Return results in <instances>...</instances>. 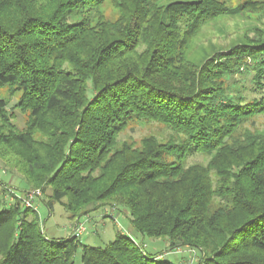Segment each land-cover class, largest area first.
Masks as SVG:
<instances>
[{"label": "trees", "instance_id": "obj_1", "mask_svg": "<svg viewBox=\"0 0 264 264\" xmlns=\"http://www.w3.org/2000/svg\"><path fill=\"white\" fill-rule=\"evenodd\" d=\"M104 1L0 0V86L26 115L18 129L0 99V162L72 222L112 206L141 238L196 250L198 264H264V132L244 128L264 116V39L195 59L200 29L237 10L113 0L112 21ZM243 73L249 86L237 87ZM132 122L169 137L119 141ZM195 155L206 163L189 164ZM5 204L0 264H75L78 250L80 264H176L123 233L102 247L49 239L38 211Z\"/></svg>", "mask_w": 264, "mask_h": 264}, {"label": "rangeland", "instance_id": "obj_2", "mask_svg": "<svg viewBox=\"0 0 264 264\" xmlns=\"http://www.w3.org/2000/svg\"><path fill=\"white\" fill-rule=\"evenodd\" d=\"M112 1L113 0H105L99 6V10L106 18L114 21L118 17V11L113 6ZM220 1L230 9V12L237 11L230 13V15L219 17L205 24L200 29V32L192 43L191 55L195 59L201 58L202 54L205 52L227 49L234 44L247 40L257 38L264 39V5L259 3H264V0ZM231 82L237 85V87L241 85L249 86L250 74H238L233 77ZM18 98L19 92L12 90L9 84L0 86V99L7 102L8 114H14L12 121L18 129H21L24 126L26 115H23L14 107ZM244 128H257L264 132V116L256 117L247 122ZM169 134L168 130L156 123L132 122L128 124L125 131L121 133L119 141L133 142L138 146L140 140L145 137L155 136L158 140L163 141L169 137ZM206 160V158L200 155H195L188 160V163H206ZM0 178L5 181L7 186L9 185L13 188L17 194L28 192L29 190H39L40 197L35 200V204L38 207L44 235L49 239L66 238L71 234L70 230L73 229L78 222H83L86 227V232L80 237L81 245L102 247L112 241L117 234L123 233L133 238L138 245L142 247L143 251L151 257L156 256V258L159 257L160 260H168L174 263L180 260V264L186 263L188 260V254L186 255L187 252L182 254L176 253L178 255H166L168 252H173V254H175L174 251L178 249L169 250L166 240L150 239L147 237L141 238L139 234L132 229L123 210L115 209L112 206H105L103 209L90 212L88 215L82 216L80 219L72 222L68 218L67 212L59 203L54 204L52 212L49 213L44 205V202L47 200L46 195L49 194V192L44 194L40 189L28 188L17 172L9 171L1 162ZM0 198L5 200V205L11 203L10 193L3 191V189L1 190ZM63 201L65 202V200ZM196 258L197 261L195 264H198L199 258L198 256H196ZM75 264H80L79 250L75 255Z\"/></svg>", "mask_w": 264, "mask_h": 264}, {"label": "built area", "instance_id": "obj_3", "mask_svg": "<svg viewBox=\"0 0 264 264\" xmlns=\"http://www.w3.org/2000/svg\"><path fill=\"white\" fill-rule=\"evenodd\" d=\"M4 172V171H2ZM6 191L10 193V201L11 203L14 201V199H19L20 202L23 204L24 207L31 208L35 211H38V207L35 204V200L40 197L39 190H29L28 192H24L21 194L15 193L14 189L11 188L9 185L7 186L5 183L0 182V193L1 190ZM86 232V227L83 222H78L75 227L72 229L71 234L73 237L76 238V240H80V237ZM175 253H181L182 248H178L174 251ZM188 254V260L186 263L183 264H195L197 261L196 258V250L194 249H187L186 250Z\"/></svg>", "mask_w": 264, "mask_h": 264}, {"label": "crops", "instance_id": "obj_4", "mask_svg": "<svg viewBox=\"0 0 264 264\" xmlns=\"http://www.w3.org/2000/svg\"><path fill=\"white\" fill-rule=\"evenodd\" d=\"M0 181L3 182V183H5V181H3L2 178H0ZM70 231H72V229H71ZM167 245H168V244H167ZM182 253H186V249H183V248H182V252H181V254H182ZM178 254H179V253H178ZM178 254H176V253L173 254V252H168L166 255H178ZM181 254H180V255H181ZM183 255H184V254H183ZM186 255H187V253H186ZM181 258H182V257H181ZM179 262H181V261L178 260V262H176V264H180Z\"/></svg>", "mask_w": 264, "mask_h": 264}]
</instances>
